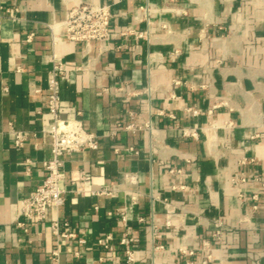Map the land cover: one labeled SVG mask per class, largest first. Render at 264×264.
Instances as JSON below:
<instances>
[{"label":"crops","instance_id":"obj_1","mask_svg":"<svg viewBox=\"0 0 264 264\" xmlns=\"http://www.w3.org/2000/svg\"><path fill=\"white\" fill-rule=\"evenodd\" d=\"M79 1L0 0V264H130L119 211L134 237L132 264H203L207 253V264H264V0H103L115 15L111 35L88 46L63 37ZM52 54L67 67L60 117L80 118L99 146L63 156V205L28 222L20 201L51 157L41 128ZM131 122L139 128H118ZM14 130L28 133L19 149ZM125 173L137 182L125 183ZM111 186L114 195L94 193ZM162 200L174 208L171 225ZM54 219L85 242L55 236ZM216 221L220 240L211 238ZM107 233L111 250L97 244Z\"/></svg>","mask_w":264,"mask_h":264},{"label":"built area","instance_id":"obj_2","mask_svg":"<svg viewBox=\"0 0 264 264\" xmlns=\"http://www.w3.org/2000/svg\"><path fill=\"white\" fill-rule=\"evenodd\" d=\"M142 8V7H141ZM146 10H148L146 8ZM114 13L111 10V4L103 0H85L79 1L71 5L65 15L61 25L63 27V37L70 42H82L89 45L92 41H107L111 35V21L114 18ZM147 19V18H146ZM147 22L149 20L147 19ZM52 43L53 46L59 41V37L54 34L53 29ZM32 33L27 37L30 40ZM137 37L143 38L144 32H137ZM172 55H177L178 50L174 49L171 52ZM50 70L47 78V114L49 121L41 128V132L50 137V153L51 157L44 162L46 169V176L43 181L38 184L31 194L20 201L19 216H22L28 222H44L48 218V212L50 208H58L63 205L65 200V188L62 187L61 182L65 177L63 170V156L65 154L75 153L84 149H97L99 146V136L88 131L80 118L75 119H63L60 117V78L66 73L67 67L54 54L50 56ZM17 70H19L17 68ZM175 83H179V80H175ZM106 90V88H104ZM186 112L192 116L199 114L197 109L191 107H185ZM159 113H163L162 110H158ZM211 111H209L210 113ZM225 124H223L224 126ZM220 127V126H218ZM222 127V126H221ZM118 128H124L126 130H134L136 127L132 122L126 125L118 124ZM146 128L149 132L152 131V127L149 123L146 124ZM14 146L19 149L23 146L25 140L28 138V133L21 130H14ZM111 134H114L112 131ZM183 136L197 135L193 128H182ZM131 148H127L130 150ZM244 163V161H243ZM75 179L86 180V176L82 171L74 173ZM124 181L128 184H135L137 177L132 173L124 174ZM236 184V182H234ZM237 185V184H236ZM116 188L114 186L104 187L101 190L94 192L102 195H114ZM238 193L240 198H244L242 193ZM253 198H256L254 195ZM158 199V198H157ZM165 210L166 218L164 225H171L173 223V217L175 216L174 208L166 200H162ZM121 221L124 225V231L119 238V243L124 247L126 261L130 264L135 262L133 242L134 237L129 234V229L126 226L127 217L123 211H119ZM139 221L143 222V218H139ZM50 228L53 234L57 237H77V242L82 244L85 242L84 238L77 236L75 233H65L60 231L62 222L57 219L50 221ZM64 225L66 223H63ZM18 226H23V221L17 222ZM150 243L154 250H159L163 246L156 243V237L158 235L159 225L151 219L150 223ZM224 232V226L221 222L216 221L215 227L211 232V238L214 240H220ZM113 236L110 233L104 234L97 238V244L106 250L112 249ZM201 248L208 252L210 250L207 240H202ZM188 253L192 254V250ZM51 257L57 260L58 252L54 250ZM211 261L210 253H207L203 264H207Z\"/></svg>","mask_w":264,"mask_h":264}]
</instances>
